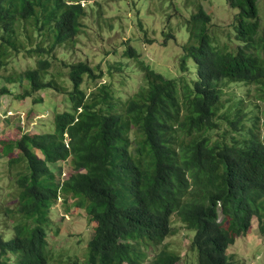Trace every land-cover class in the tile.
I'll list each match as a JSON object with an SVG mask.
<instances>
[{
  "label": "trees",
  "instance_id": "trees-1",
  "mask_svg": "<svg viewBox=\"0 0 264 264\" xmlns=\"http://www.w3.org/2000/svg\"><path fill=\"white\" fill-rule=\"evenodd\" d=\"M226 1L237 10L232 31L203 8L193 13L175 78L126 43L108 68L130 77L133 61L142 75L136 87L124 93L110 81L88 93L86 85L102 77L99 66L70 58L85 6L0 0V72L20 55L35 59L19 74L29 88L17 98L48 89L69 100L51 132L1 142L17 204L4 208L13 238H0V264L51 262L47 228L58 202L82 209L95 225L87 258L60 264H179L165 244L175 235L173 217L195 233L196 264H233L227 251L255 219L264 234V109L227 93L241 85L264 95V29L258 0ZM8 94L3 87L0 99Z\"/></svg>",
  "mask_w": 264,
  "mask_h": 264
},
{
  "label": "rangeland",
  "instance_id": "rangeland-1",
  "mask_svg": "<svg viewBox=\"0 0 264 264\" xmlns=\"http://www.w3.org/2000/svg\"><path fill=\"white\" fill-rule=\"evenodd\" d=\"M68 1L82 3L88 12L84 19V30L78 38L77 48L70 54V58L77 61L87 60L95 67L99 66V71L102 73V77L95 83L86 85L88 93L96 90L101 84L113 83L116 89L119 88V91L124 93H129L131 86L136 87L134 81L137 82L142 75L133 61L127 60L128 71L132 73L130 77L122 75V78H118L117 74L120 72L113 68L112 71L115 73L110 74L108 68L109 64L123 56L128 43L156 72L169 79L175 78L178 70L177 57L181 53L180 45L188 40L187 21L192 14L203 8L211 16L214 25H221L223 28L228 26L227 29L230 31L233 29V19L237 14V10L230 8L226 0ZM257 6L261 26L264 29V0H258ZM169 34H173L177 41L173 38L166 40ZM0 35H2L1 29ZM61 54L64 55L66 52ZM35 67V59L20 55L0 72V90L7 87L12 93L0 99V148L1 142L18 140L26 131L51 132L54 128V115L69 110L68 95H60L48 89L24 100L17 98V95L23 94L29 88L28 81L19 74ZM11 73L13 78L7 80ZM250 89L251 91H248L246 87L236 85L228 89L227 93L249 98L258 103L259 109H264V99H262L264 95L256 87ZM62 167L65 172L62 175L64 180L69 177L70 171L68 164ZM10 177L8 158L0 155V238L6 241L13 238V226L4 215V208L11 206L16 208L14 204H17V193L13 190L14 183ZM70 205L64 206L58 202L51 210L52 222L47 232L53 257L49 264L87 258V245L95 225L86 218L85 211ZM172 223L175 235L168 238L165 244L179 253L181 256L179 264H196V253H193L190 247L195 233L186 230L175 217ZM51 227L54 229L50 232ZM227 254L233 264H264V234L261 233L256 219L248 234L237 238ZM146 264H150V261Z\"/></svg>",
  "mask_w": 264,
  "mask_h": 264
}]
</instances>
